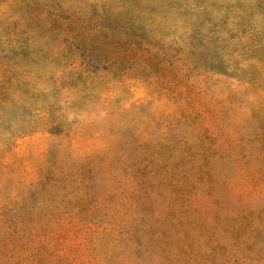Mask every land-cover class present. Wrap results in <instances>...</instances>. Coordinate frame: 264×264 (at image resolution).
Masks as SVG:
<instances>
[{
  "label": "rangeland",
  "instance_id": "374dc122",
  "mask_svg": "<svg viewBox=\"0 0 264 264\" xmlns=\"http://www.w3.org/2000/svg\"><path fill=\"white\" fill-rule=\"evenodd\" d=\"M0 264H264V0H0Z\"/></svg>",
  "mask_w": 264,
  "mask_h": 264
}]
</instances>
